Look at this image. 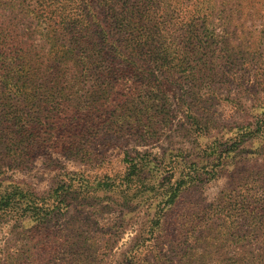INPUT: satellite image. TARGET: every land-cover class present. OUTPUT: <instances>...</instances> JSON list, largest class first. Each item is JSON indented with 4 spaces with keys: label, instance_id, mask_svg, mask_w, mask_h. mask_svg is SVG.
Here are the masks:
<instances>
[{
    "label": "rangeland",
    "instance_id": "obj_1",
    "mask_svg": "<svg viewBox=\"0 0 264 264\" xmlns=\"http://www.w3.org/2000/svg\"><path fill=\"white\" fill-rule=\"evenodd\" d=\"M194 1L86 149L0 168L50 205L0 219V264H264V0Z\"/></svg>",
    "mask_w": 264,
    "mask_h": 264
},
{
    "label": "trees",
    "instance_id": "obj_2",
    "mask_svg": "<svg viewBox=\"0 0 264 264\" xmlns=\"http://www.w3.org/2000/svg\"><path fill=\"white\" fill-rule=\"evenodd\" d=\"M194 2L0 0V168L21 170L31 149H86L100 128L94 115L116 103L111 90L130 87L127 71L159 66L156 56L178 32L179 11ZM0 183V219L21 227L25 209L40 217L50 208L32 199L20 207L19 197L32 190L5 179L2 169ZM76 194L66 187L57 199ZM18 234L11 229V239L22 242Z\"/></svg>",
    "mask_w": 264,
    "mask_h": 264
}]
</instances>
